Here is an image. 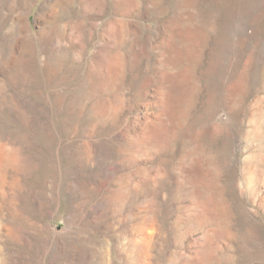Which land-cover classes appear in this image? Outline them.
<instances>
[{"label": "rangeland", "instance_id": "1", "mask_svg": "<svg viewBox=\"0 0 264 264\" xmlns=\"http://www.w3.org/2000/svg\"><path fill=\"white\" fill-rule=\"evenodd\" d=\"M0 264H264V0H0Z\"/></svg>", "mask_w": 264, "mask_h": 264}]
</instances>
